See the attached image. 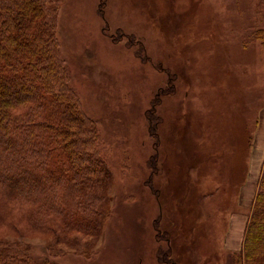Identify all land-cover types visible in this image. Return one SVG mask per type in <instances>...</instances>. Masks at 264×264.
<instances>
[{
  "label": "rangeland",
  "instance_id": "374dc122",
  "mask_svg": "<svg viewBox=\"0 0 264 264\" xmlns=\"http://www.w3.org/2000/svg\"><path fill=\"white\" fill-rule=\"evenodd\" d=\"M263 26L264 0H62L60 56L95 127L109 216L89 256L54 255L20 224L0 238L22 232L58 264H169V247L171 264H234L264 160ZM169 77L153 170L146 111Z\"/></svg>",
  "mask_w": 264,
  "mask_h": 264
},
{
  "label": "trees",
  "instance_id": "16d2710c",
  "mask_svg": "<svg viewBox=\"0 0 264 264\" xmlns=\"http://www.w3.org/2000/svg\"><path fill=\"white\" fill-rule=\"evenodd\" d=\"M61 3L0 0V226L16 232L20 224L41 234L54 255L83 246L79 254L89 256L109 216L98 204L107 174L94 154L93 121L68 84L60 56ZM255 37L264 49V26ZM158 91L146 111L153 170H158L162 119L156 107L161 95L175 91L171 77ZM256 184L234 264H264V160ZM73 231L84 240L72 237ZM23 237L18 232L13 240L0 238V264H58L34 259ZM163 253L160 260L173 263L170 247Z\"/></svg>",
  "mask_w": 264,
  "mask_h": 264
},
{
  "label": "crops",
  "instance_id": "0c3cea01",
  "mask_svg": "<svg viewBox=\"0 0 264 264\" xmlns=\"http://www.w3.org/2000/svg\"><path fill=\"white\" fill-rule=\"evenodd\" d=\"M248 179H249V174H248L247 181H248ZM247 184H248V182L246 183V185H247ZM246 185L242 188V192H244V189H245Z\"/></svg>",
  "mask_w": 264,
  "mask_h": 264
}]
</instances>
